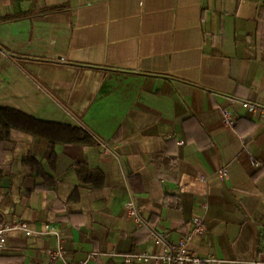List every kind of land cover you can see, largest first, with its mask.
I'll list each match as a JSON object with an SVG mask.
<instances>
[{
    "label": "crops",
    "instance_id": "crops-1",
    "mask_svg": "<svg viewBox=\"0 0 264 264\" xmlns=\"http://www.w3.org/2000/svg\"><path fill=\"white\" fill-rule=\"evenodd\" d=\"M242 100L264 106V0H0V108L44 125L0 140V218L86 264H167L123 254L200 219L192 252L264 264V114ZM65 126L91 140L50 147ZM57 246L13 231L0 264Z\"/></svg>",
    "mask_w": 264,
    "mask_h": 264
},
{
    "label": "built area",
    "instance_id": "built-area-1",
    "mask_svg": "<svg viewBox=\"0 0 264 264\" xmlns=\"http://www.w3.org/2000/svg\"><path fill=\"white\" fill-rule=\"evenodd\" d=\"M241 106L250 110L251 112L264 114V106L252 101H241ZM223 122L230 127H233L236 121V116L230 109L223 110ZM224 175V173H222ZM127 212L131 216H136L137 211L132 200L126 204ZM193 227L191 233L182 237L177 243L167 246V249L162 254L147 253V252H136L123 254L124 261L129 263L132 261H163L167 264H213L218 261L213 257H201L192 252L187 242L193 233H200L204 230L203 222L200 219L193 220ZM19 231L26 236H41V235H55L58 238V246L48 252L49 259L54 262L57 259L64 261V264H86L88 261L95 259L97 253L90 252L84 260L74 262L65 259V250L62 247L60 239V230L49 223H45L41 229H31L27 222L21 219L14 220L12 222H4L0 218V245L4 244L7 239V235L10 232ZM163 238L161 236H155V242L161 243Z\"/></svg>",
    "mask_w": 264,
    "mask_h": 264
},
{
    "label": "trees",
    "instance_id": "trees-1",
    "mask_svg": "<svg viewBox=\"0 0 264 264\" xmlns=\"http://www.w3.org/2000/svg\"><path fill=\"white\" fill-rule=\"evenodd\" d=\"M10 127H19L34 133H42L44 125L28 118L18 112L0 108V140L7 136ZM62 135L51 141V146L55 142H89L90 135L83 128L65 126L60 128Z\"/></svg>",
    "mask_w": 264,
    "mask_h": 264
}]
</instances>
